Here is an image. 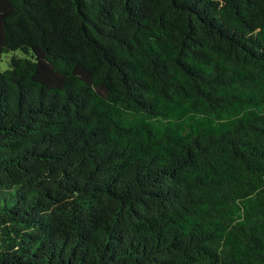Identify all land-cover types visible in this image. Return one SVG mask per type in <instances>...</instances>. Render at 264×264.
Wrapping results in <instances>:
<instances>
[{"label": "trees", "instance_id": "obj_1", "mask_svg": "<svg viewBox=\"0 0 264 264\" xmlns=\"http://www.w3.org/2000/svg\"><path fill=\"white\" fill-rule=\"evenodd\" d=\"M0 264H264V0H0Z\"/></svg>", "mask_w": 264, "mask_h": 264}, {"label": "rangeland", "instance_id": "obj_2", "mask_svg": "<svg viewBox=\"0 0 264 264\" xmlns=\"http://www.w3.org/2000/svg\"><path fill=\"white\" fill-rule=\"evenodd\" d=\"M10 56H3L2 60H0V69H6L9 67L8 58Z\"/></svg>", "mask_w": 264, "mask_h": 264}]
</instances>
